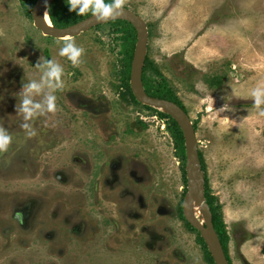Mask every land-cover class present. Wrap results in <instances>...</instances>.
<instances>
[{"label":"rangeland","instance_id":"1","mask_svg":"<svg viewBox=\"0 0 264 264\" xmlns=\"http://www.w3.org/2000/svg\"><path fill=\"white\" fill-rule=\"evenodd\" d=\"M26 2L0 0V124L13 135L0 159V264H211L181 217L187 160L169 120L127 96L122 33L109 22L70 38L83 49L74 66L59 55L65 39L38 29ZM122 6L148 23L144 73L197 124L230 263L264 264V104L251 98L264 86V0ZM47 59L63 67V86L28 138L18 108L28 82L41 86L36 102L51 91ZM17 207L28 221L13 219Z\"/></svg>","mask_w":264,"mask_h":264},{"label":"water","instance_id":"2","mask_svg":"<svg viewBox=\"0 0 264 264\" xmlns=\"http://www.w3.org/2000/svg\"><path fill=\"white\" fill-rule=\"evenodd\" d=\"M55 0H37L33 9L35 25L45 35L59 39L74 38L99 25L116 20L130 22L137 30V44L132 63L131 87L138 102L172 116L181 127L187 152L188 192L183 202L186 220L200 232L216 264H231L215 228L213 213L205 196L206 174L202 168L199 140L192 118L174 101L154 97L145 89L143 73L148 53L149 27L147 21L129 8L126 14L105 21L92 16L68 27H56L50 18L49 8Z\"/></svg>","mask_w":264,"mask_h":264},{"label":"trees","instance_id":"3","mask_svg":"<svg viewBox=\"0 0 264 264\" xmlns=\"http://www.w3.org/2000/svg\"><path fill=\"white\" fill-rule=\"evenodd\" d=\"M26 6L29 7L30 11H33L34 6L37 2V0H26ZM92 0H89V3H91ZM105 2H111V0H105ZM49 14L52 23L56 27H68L70 25L76 24L90 16L93 15V12L91 9L89 11L85 12L83 15H77L75 11H70L69 10V5L67 1L64 0H55L50 8H49ZM115 30L118 32L122 33V47H123V55H124V77H123V85L126 87L128 94L127 96L130 98V100L139 103L132 91L131 87V73H132V63H133V58L135 54V48H136V43H137V30L136 28L128 21L125 20H116L113 21ZM149 60V59H147ZM209 82L212 86H219L221 85L222 78L221 76H216L214 78L209 79ZM144 84L146 91L148 94L154 96V97H159L163 99H168L171 101H175L179 105H182V103L175 97L173 91L167 87L165 83H156L154 79L151 77L147 76L144 73ZM150 109L149 106H146ZM184 108V107H183ZM185 109V108H184ZM158 111V110H157ZM161 117H166L167 120H169L170 123V129L172 130L176 141L178 142L177 147L179 148L181 154L183 155V159L186 164L187 160V152H186V145H185V137L184 133L179 126L178 122L169 114L163 113L161 111H158ZM195 127H197V124H195ZM201 158H202V153ZM202 164H203V169L205 170V164L203 163V158H202ZM205 196L206 199L211 207V211L213 213V220H214V225L215 228L220 236L221 242L223 244L224 250L228 256L229 261L232 263V260L229 256V248H228V242H229V236L227 234L226 230V224L223 220L222 212H221V206L219 204V200L216 196H214L209 188L208 185V179L206 178V191H205ZM183 203V202H182ZM180 213L181 217L187 222V224L190 226L191 229L197 231L199 233V241L202 243V245L205 248L206 254L211 262V264H216L215 260L210 253L208 249L207 243L204 241L202 238L200 232L196 230L185 218L184 212H183V205L181 204L180 206Z\"/></svg>","mask_w":264,"mask_h":264},{"label":"clouds","instance_id":"4","mask_svg":"<svg viewBox=\"0 0 264 264\" xmlns=\"http://www.w3.org/2000/svg\"><path fill=\"white\" fill-rule=\"evenodd\" d=\"M70 11H75L77 15H83L85 12H93V17L96 21H105L115 18L120 15H125L126 12L123 8V0H111V2H105V0H67ZM83 49L76 46L75 42L70 38H66L63 47L59 50V55L66 56L68 60L75 66L80 62V56ZM46 71L44 77L49 81V87L51 91L43 96L42 102H36L32 99L33 92H40L41 86L36 81L28 82L25 87V92L22 96L18 111L23 114L24 123L22 124L25 130V135L28 138L35 137L37 135L36 129L29 123L34 117L42 115L46 112H53L56 109V96L53 94L57 89L63 86L62 75L64 72L63 67L54 62L52 59H47L44 62ZM251 98L253 104L260 108L264 104V86H257L251 91ZM264 115V110L261 111ZM13 142L12 133L2 124H0V153L7 151L9 145Z\"/></svg>","mask_w":264,"mask_h":264},{"label":"flooded vegetation","instance_id":"5","mask_svg":"<svg viewBox=\"0 0 264 264\" xmlns=\"http://www.w3.org/2000/svg\"><path fill=\"white\" fill-rule=\"evenodd\" d=\"M87 139V138H86ZM14 145V144H12ZM4 155L6 156L7 154H2L0 153V159L3 158L4 159ZM94 164H98L97 162H95ZM115 164V163H114ZM112 164L113 167H116L117 164ZM96 169L93 168V176L95 175V177L98 176V173H96ZM96 173V174H95ZM60 176V175H59ZM1 202V201H0ZM14 203V202H13ZM15 209V208H14ZM24 207H17V209H15V211L12 213L13 215V219H15L17 222H19L20 224L28 221V217L26 216V211L23 210ZM2 212V211H1ZM0 212V213H1Z\"/></svg>","mask_w":264,"mask_h":264}]
</instances>
